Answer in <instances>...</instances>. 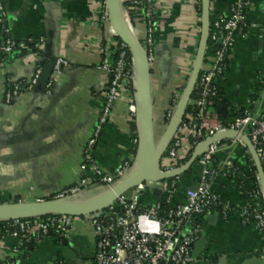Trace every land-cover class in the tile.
I'll return each instance as SVG.
<instances>
[{
    "label": "crops",
    "instance_id": "0c3cea01",
    "mask_svg": "<svg viewBox=\"0 0 264 264\" xmlns=\"http://www.w3.org/2000/svg\"><path fill=\"white\" fill-rule=\"evenodd\" d=\"M4 1L7 26L14 39L44 40L40 54L32 49L16 51L0 63V202H34L72 187L82 176L85 148L99 125L102 92L109 80L99 69L104 60L102 49L116 56L120 39L110 20L105 21L102 0ZM126 1H120L124 10ZM235 2L155 0L150 88L157 146L172 135L174 120L168 119L167 113L173 107V97H182L190 82L204 18H229ZM128 19L136 38L144 42L147 25L143 15L132 12ZM246 21L249 28L236 35L226 74L215 84L236 111L258 114L264 109V0H252ZM208 42L205 66L214 59ZM55 59L67 60L69 67L52 73L49 89L41 83L16 101L5 102L9 80H30L39 68L50 71ZM129 101L124 97L116 104L93 150L96 162L109 173L119 170L124 162H135L142 152L135 143L138 137L135 139L131 122L136 123L138 136L144 126L128 112ZM218 109L214 108L219 116ZM247 158L244 148L237 145L220 151L213 161V167L222 171L214 191L238 210L247 203L234 175L237 169L248 172ZM189 170L192 173L185 176ZM201 171L196 162L179 177L174 206L184 203L185 191L199 184ZM164 187V183H146L141 205L152 207L160 202ZM105 189L108 191L103 185L85 189L76 202L96 200L106 194ZM260 204L264 206V200ZM90 218H75L64 239L56 235L42 238L30 250L22 251L17 264H94L95 234ZM197 222L201 236L193 246L196 264H264L261 234L252 224H244L239 213L224 219L215 212ZM18 241L5 240L0 262L12 257V249L20 247Z\"/></svg>",
    "mask_w": 264,
    "mask_h": 264
},
{
    "label": "built area",
    "instance_id": "2783aa9c",
    "mask_svg": "<svg viewBox=\"0 0 264 264\" xmlns=\"http://www.w3.org/2000/svg\"><path fill=\"white\" fill-rule=\"evenodd\" d=\"M102 8L105 11V21H109L107 4L108 0H102ZM252 0H236L232 6L231 15L224 23L214 24L215 32L210 36L214 41L220 42L222 48L216 50L214 59L210 65H203L198 79V87L201 90L200 97L192 103L196 107L195 115L188 114L187 121L181 122L166 153L161 160L162 173L174 172L182 168L186 163L177 165L187 153L194 150L205 140H209L217 134L237 133L246 136L258 158L264 164V115L246 110L234 122L224 126L214 110V99L217 96L215 82L226 74L227 62L230 61L237 32L248 29L246 11L250 8ZM132 12L141 13L147 25L146 37L143 47L148 57L150 67L154 63V12L155 0H131V7L123 9L121 2V17L125 28L133 36L134 29L128 19ZM8 13L5 1L0 0V63L16 51L32 49L35 54L40 49L44 40L25 39L17 41L11 35L7 26ZM117 51L120 52L114 58L106 48L102 49L104 60L99 69L109 77L108 85L102 92L103 105L100 121L92 138L88 142L84 161L81 166L82 176L72 187L65 189L47 199L27 202L18 199L15 203L4 205H26L41 203L44 201L69 202L78 198L85 190L95 185H103L108 190L114 189L134 170L135 162H124L122 167L114 173L106 172L93 157V150L98 142L102 128L113 115L116 104L124 97L130 99L128 112L132 117L138 116V92L136 84L135 62L131 56L128 59V47L121 42L117 43ZM198 52V49H197ZM196 52V54H197ZM69 67L65 59H57L53 68V74L61 72ZM43 69L35 71L34 76L27 81L9 80L5 93V102L10 104L16 101L22 93L32 92L38 86ZM52 76L47 84L49 89L53 82ZM180 95L173 97V107L168 111L167 118L173 117L180 100ZM138 144V139L135 141ZM248 149L246 144L238 137H228L221 142H214L207 147L205 154L199 158L201 167L199 184L186 192L184 203L174 206L173 200L178 190V181L170 185L165 184L163 194L166 203L171 205L168 214H164L161 202L152 207H143L141 197L146 190V184H140L136 188L123 195L106 212L116 216V222L108 215H92L90 223L95 234V260L94 264H196L193 256V246L201 236V229L195 223L198 218L215 213V207H223V213L219 214L224 219L228 215L239 213L244 224H252L261 234L264 257V206L260 204L264 196L260 190L252 197L251 201L243 209L238 210L230 202L223 203L220 196L214 191L213 185L222 174L221 169L213 167L215 156L222 150L235 146ZM249 151V150H248ZM251 156V153L249 151ZM253 160V158H252ZM254 162V160H253ZM178 180L179 178H175ZM260 184V180H259ZM248 209H252L249 211ZM46 219L33 218L29 222L12 220L11 227L14 230L7 235L0 234V249L8 238L20 239L21 233H31L34 241H40L52 233L61 239L68 236L73 227L75 218L65 215L46 216ZM107 219L108 221H105ZM156 228V229H155ZM32 238H28L30 242ZM12 257L5 264H17L22 253L20 247L11 251ZM7 261V260H6Z\"/></svg>",
    "mask_w": 264,
    "mask_h": 264
},
{
    "label": "water",
    "instance_id": "95a60500",
    "mask_svg": "<svg viewBox=\"0 0 264 264\" xmlns=\"http://www.w3.org/2000/svg\"><path fill=\"white\" fill-rule=\"evenodd\" d=\"M107 11L111 26L113 27L116 36L128 47L135 62L138 92L137 118L140 123L142 122L144 131L138 136V147L142 152L135 160L133 172L114 189L107 191L106 194L96 200L76 202L80 197L79 195L78 198L66 203L47 200L41 203H31L26 205L0 206V222L28 218L33 219L51 215H65L73 218H82L92 215H108L113 218L114 222H116V216L109 215L106 210L116 203L120 197L127 194L140 184H146L148 182L164 183L167 180L179 178L193 164L198 162L199 158L205 154L207 147L210 144L214 142H221L231 136L240 138L250 151L258 170L260 187L264 196V171L262 163L260 162L250 140L246 136L237 133L217 134L211 139L203 141L194 149L190 160L182 168L174 172L162 173L160 170L161 160L185 116L192 92L198 83V79L204 65L206 44L209 39V17L207 16L203 20L202 37L199 43L190 82L186 87L180 103L173 115L172 120H174V122L172 124V135L162 146H157L153 130V117L151 113V67L148 62L147 54L141 42L136 38V36L129 33L123 25L120 0H108ZM56 60L57 59L53 61V66L50 71L43 70L39 84L43 83L45 88H47V84L52 76ZM217 112H221V109H218ZM162 194L163 192H160V195ZM193 256L196 259L195 253H193ZM255 264L259 263L256 262Z\"/></svg>",
    "mask_w": 264,
    "mask_h": 264
},
{
    "label": "trees",
    "instance_id": "16d2710c",
    "mask_svg": "<svg viewBox=\"0 0 264 264\" xmlns=\"http://www.w3.org/2000/svg\"><path fill=\"white\" fill-rule=\"evenodd\" d=\"M124 7L129 9L131 7V0H127L124 3ZM227 19L228 18H224V17H221L219 15H214V16H211L209 18V39H208L209 42H208V48L213 53H215L216 50H220L222 48L220 42L214 41V40L211 39L210 35L213 32H215L214 24L216 22H220V24H222L225 21H227ZM154 23H155V20H154ZM245 30L246 29H243L241 32H237V34H240V33L244 32ZM119 42L123 43L121 40H119ZM140 42H141L142 45L144 44L142 41H140ZM36 51H37L38 54H40V49H37ZM127 52H128V56L127 57H128V59H130L131 58V53H130L129 50H127ZM119 53L120 52L117 51L116 56H114V58H117ZM228 64H229V62H227V65ZM200 92H201V90L199 89L198 85H196L194 91L192 92L187 111H186L185 116L183 118L184 122L188 120V118H187L188 114L195 115L197 113V109H196L195 106L192 105V103H194L200 97ZM255 98H257V97L255 96ZM218 107H220L222 109L221 112L219 113L218 117H219L220 121L223 123L224 126L230 125L238 117H240L242 115L243 111H244V110H242L241 112L236 111L235 108L231 104H229V102H227L225 94L221 90H217V96L214 99V108H218ZM262 114L264 115V109H262ZM131 130L134 132V136H135V139H136V137H138V135H137V130L138 129H137V125H136L135 122H131ZM262 147L264 148V143L262 144ZM244 150H245V152H247V157H248L247 158V160H248L247 161V165H248V169L249 170H248V172L243 173L242 171L240 172L237 169V174H235L234 176L236 177V179L238 181L239 190H240V192L242 194V197H243L245 203L248 204L251 201L252 197H255L256 193L260 190V184H259V179H258V174H257L258 173L257 167H256L255 163L253 162V160L251 159V156L249 154L248 149H244ZM190 155H191V151H190L189 155L187 156V158H184L183 160H178L177 165H181V164H184V163L188 162L189 159H190ZM262 167L264 169V164H262ZM191 173H192V170H189L185 174V176H188ZM179 180L180 179H178V180L170 179V180L165 181L164 184L170 185L172 182L178 181V185H177V187H178L179 186ZM187 190H189V189H187ZM187 190L185 192H187ZM220 198H221L220 200L223 203L228 202V200L225 197H220ZM261 200H263V199H261ZM160 202L162 204L163 211L165 212L164 214H168V212L172 208H171V205L166 203V196L165 195H163V197L160 199ZM5 203H9V202H0V204H5ZM214 210L217 213H219V214L223 213L222 212L223 211L222 205L218 206V207H215ZM248 210L251 211L252 209H248ZM229 216L230 215H228V217ZM228 217L226 219H228ZM41 218L44 220L47 217L45 216V217H41ZM20 220L24 221V222H29V221H31V218L20 219ZM104 220L108 221L107 219H104ZM11 223L12 222H0V234L7 235L8 233H11L14 230H16L14 227H11ZM195 224L197 225L198 222L196 221ZM51 235H56V234L52 233ZM28 238H32V240L30 242H27ZM18 242L20 244V248H21L22 251L30 250V248L35 246V244L37 243V241H34V236L31 237V233H29V234L21 233L20 234V239H19ZM8 261H9V259L7 261L3 262V263L0 262V264H5Z\"/></svg>",
    "mask_w": 264,
    "mask_h": 264
},
{
    "label": "rangeland",
    "instance_id": "374dc122",
    "mask_svg": "<svg viewBox=\"0 0 264 264\" xmlns=\"http://www.w3.org/2000/svg\"><path fill=\"white\" fill-rule=\"evenodd\" d=\"M106 190V189H105ZM107 191V190H106ZM109 191V190H108Z\"/></svg>",
    "mask_w": 264,
    "mask_h": 264
},
{
    "label": "bare ground",
    "instance_id": "6f19581e",
    "mask_svg": "<svg viewBox=\"0 0 264 264\" xmlns=\"http://www.w3.org/2000/svg\"><path fill=\"white\" fill-rule=\"evenodd\" d=\"M121 1V0H120Z\"/></svg>",
    "mask_w": 264,
    "mask_h": 264
}]
</instances>
